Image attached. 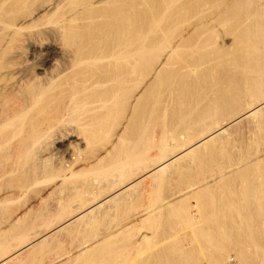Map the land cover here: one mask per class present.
Listing matches in <instances>:
<instances>
[{
	"label": "rangeland",
	"instance_id": "374dc122",
	"mask_svg": "<svg viewBox=\"0 0 264 264\" xmlns=\"http://www.w3.org/2000/svg\"><path fill=\"white\" fill-rule=\"evenodd\" d=\"M72 1L62 2V14H65V17L77 6H74ZM91 1L93 0L89 3ZM108 1L110 0H94L95 3H90L94 4L91 8H88V3L85 7L88 9L82 16L87 21L81 20L84 22L80 23L78 20V24L75 23L78 21L67 24L70 28H77V31L82 27L79 28V39L86 43L91 42V46L95 42L90 35L100 34L99 37H103V40L99 39L101 44L98 41V45L100 44L102 49H105L107 40L101 30L108 21L103 15L112 8ZM112 1L109 4H112ZM131 1V5L136 2L132 5V15L135 18H132L133 36L137 35V32L139 35L134 36L139 38L138 40H132L134 63L140 60V55L146 59L140 62L142 67L135 71L133 78L131 77L130 95L133 98L131 97L129 103L131 108L125 110L126 112L129 109L128 113L121 111L120 115H116L118 117L114 115L108 119L103 116L105 111H100L98 116L95 114L94 121L90 113V117L88 114L77 113L69 118L68 126L80 128L85 139V145L81 146L78 152L79 166L75 169L81 171L64 180L61 175L71 172L52 168V173L47 171L45 180L28 196L25 191L21 195L19 186L28 178L25 170L28 167L27 155L22 151H25L22 146L28 139L29 132L35 128H45L44 120L58 115L69 104L67 96H55L61 86V80H58V86L56 81V85L50 88L52 93L49 90L51 94H47L42 100L46 102L39 103V106L32 108L27 114L22 123V132L9 140L8 150L13 153H5L6 157L10 155L7 158L11 163L6 170L5 186L11 191L7 202L2 201L0 195V251H4L3 254L10 251V255L17 252V247H24L21 244H30L31 236H37V239L31 245L33 248H26L15 259L5 264H54L56 253L65 260L61 258L60 264H264V111L258 117L243 118L225 127L228 130L224 135L222 133L221 137L219 135V139L217 137L218 143L216 140L214 145L209 142L211 146L207 144V148H199L197 155H191L194 159L189 156L183 157L185 160L181 158L175 161L176 164H171L163 175L147 177L145 180L138 176L139 172L146 168L145 165L149 169L156 167L155 161L158 160L155 159L161 154L162 146L175 152L187 141L192 140L195 143L199 133L203 134V131L206 132L209 127L215 125L214 123L219 121L226 126L230 119H237L246 112L247 106L257 102V97L258 100L264 99V32L261 31L264 29V0ZM55 17V20L59 18ZM93 18L98 20L97 26L93 23ZM97 29H101V32ZM261 33L262 36L259 35ZM86 37L93 40H87ZM0 38V49H3L9 37L4 35ZM86 43L84 46L82 43V47L86 48ZM73 44L75 47L78 43ZM87 66L83 65V68L86 69ZM90 66L86 70H90ZM81 80L80 83L83 81ZM106 89L101 88L104 91ZM108 90L105 93L110 91ZM53 92H56L55 95ZM78 99L82 104L85 95L79 96ZM40 104L46 108L45 111L48 110L49 119L47 113L39 112V108L43 109ZM83 105L84 103L80 112L85 113L89 107ZM110 105L112 110L115 108L113 111H119V105ZM213 111L218 112L215 115ZM86 123L92 124L84 127ZM111 157L118 161L114 163V172L111 171L110 165L108 166ZM140 161L143 169L139 168ZM132 167L133 170L137 168L135 172L139 169V172L136 174L133 171V174L130 171ZM126 170L130 171V174L132 172V176L137 175V180L142 183L136 181V186L126 192L127 196H124V193V197L120 195L112 200V204L107 203L109 210L104 208L107 206L105 204L100 210L97 209L96 214H93L94 211L82 221L73 222L75 220L68 218L69 221L66 222L67 215L62 208L63 205H68V198L72 201H76L78 197L79 200L84 196L90 198L93 188L119 180V175L121 177ZM53 173L55 175H52ZM0 176L1 188L2 169ZM76 186L79 190L75 189ZM78 191L84 194L76 195L79 194ZM28 197H33L34 200L27 202L25 213L21 211L24 218L17 221L15 217L7 214L6 208L17 207L19 203L24 207ZM71 204L74 205L73 202ZM12 208L8 211H14ZM92 215L97 217L91 218ZM61 217V222L65 220L63 226L55 227V230L50 228L53 230L47 233L45 225L60 224ZM86 221H89L91 227ZM43 227L45 230H42ZM36 230L40 231L39 234L47 235L38 236ZM68 231H75L78 236L81 232L82 235L76 240L77 244L88 242L90 239V247L85 250L92 246L95 248L77 258V249L70 248L72 253L69 254L72 255L66 258L65 252L70 247L66 236ZM26 233L27 235H24ZM20 237L22 242L29 240L28 243H21ZM144 237L148 238V243ZM208 240L211 243H208Z\"/></svg>",
	"mask_w": 264,
	"mask_h": 264
},
{
	"label": "bare ground",
	"instance_id": "6f19581e",
	"mask_svg": "<svg viewBox=\"0 0 264 264\" xmlns=\"http://www.w3.org/2000/svg\"><path fill=\"white\" fill-rule=\"evenodd\" d=\"M73 1L75 3L74 6H76V5L77 6L74 9L72 8L73 9L72 11L70 10V14L68 17H65V14H62V8L64 7L63 6L64 4L62 3L63 0H0V37H2L4 35L9 37L7 44L4 45L5 47H3V49L2 48L0 49V170L2 169V184H1V188H0V195H2V201H4V202H7L8 199H10L9 196H10V191H11L8 186H5V181L7 179L6 170L11 164L9 159L7 158L10 155H7V157H6V154L12 152L10 149L8 150V148L10 147L8 145L9 140H11L14 135L22 132V123H23L25 117L27 116V114H29V112L32 110V108H35L39 103L46 102V101H42V100L44 99V97L47 94L52 93V90H50V88L53 87V85H56L58 83V80L62 81L61 86H59L60 89L59 88L57 89V87H56L57 93L53 92V94L55 95V93H56L55 96L57 98H59V97L65 98L67 96L69 98V104L67 105V108L61 110V112L58 115L52 116L53 115L52 114L51 115L52 117L50 119H49L50 116L48 117V113H49L48 110L45 111L46 108H44V106H42V104H40V106L43 107V109L39 108L40 109L39 112L40 113H44V112L47 113L46 116L48 117L49 120H46L47 118L46 119L44 118L45 119L44 121L46 122V124L45 125L43 124V125L45 128L40 129V130L35 128V130L29 132V134H28L29 137L25 141L24 145L22 146L23 148H25V151L24 150H22V151L24 153L26 152V155H27L26 156V164L28 167L26 166L27 169H25V170L28 173V178L22 182L23 183L22 186L21 185L19 186V187H21L20 190H22L21 195H23V191H25L27 194L26 196H28L32 192V190L34 188H36V186H38V184L40 182H43L45 180L44 178L47 176L46 172L47 171L51 172L52 168L57 169L59 171L60 170L70 171L71 174H66L65 172L64 173L62 172L63 174L61 176L64 180H67V179H70L71 177H74V175L76 173H79L81 171V170L76 171L75 169L79 166L78 152H80V147L85 145V139L82 136L83 131H80V128H73V127L68 126V121H69L70 117L74 116L77 113L81 114V115H85V114L90 113V114H92L90 116L93 117L92 120L94 121L95 114L98 116V114H97L98 112H100V111L104 112L105 111L103 116L105 115L108 119H110L114 115L115 116L120 115L121 111L125 112V110L128 107L131 108L130 107L131 104H129V103H131L130 101L132 100L131 97L133 98V96L130 95L131 79L133 78L132 76H134L133 74L136 73L135 71H137L138 68L140 69L142 67V66H140V62L142 63V61L145 58L144 56L140 55L139 56L140 60H138V61H136V63H134V54H133L132 42L139 39V38L138 39L135 38L138 35V32H137V35H134L135 37L133 36V27L134 26H133L132 18L134 16L132 15V11H133L132 5L136 4V2L133 0L134 4L132 3V5H131V2H132L131 0H113L114 2L112 1V4H109V3H111L110 2L111 0L108 1L109 2L108 5H112V8L110 7L109 11L107 13L105 11H103L106 13V15L104 14L103 17L106 16L107 18L106 17L105 18H106V20L108 19V21H107V25L106 26L103 25L104 28L102 30L100 29L101 31L104 32V34L106 36L105 39L107 40L106 44L104 42V44L106 45L105 49L104 48L102 49L99 46L101 44L100 40H103V37H102V39H100L101 38V37H99L100 34L97 33L98 31H100L99 29H97L98 31L96 32L98 35L94 34V33H92L93 35H90L91 33L89 34L91 37H93L94 40L91 38L93 40V42H95L91 46V42L87 41V43H86V41L79 39L81 37V35H79V31L81 29L79 30V28H82V27H79L78 31H77L76 30L77 28H70L71 26L67 25L70 22H75L78 20L80 21V23L87 21L82 16H84V14L86 12L85 10H87L89 7L91 8V6L94 5V4L93 5L90 4L91 2L95 3L94 0L91 1L90 3H89L90 0H73ZM73 1H72V3H73ZM88 3L90 4V6H88V8H85V7H87L86 5H89ZM56 14H58L57 16L59 18L55 20V19H53V17H55ZM66 14H68V13H66ZM262 14L264 15L263 8H262ZM95 15L96 14H93V16H95ZM136 16H137V14H136ZM63 17H65V18H63ZM96 17H98V16H96ZM133 19H135V18H133ZM81 20H84V21L82 22ZM96 20L97 19H94L93 23L95 22V24H96V22L98 21V20L97 21ZM79 21L75 22V23L78 24ZM87 24H89V23H87ZM85 25H86V23H85ZM97 25L98 24H96V26ZM262 26L264 27V25H262ZM74 27H76V25ZM99 27H100V25H99ZM263 27H261V28H263ZM93 29H95V28H93ZM83 30H84V28H83ZM83 30H82V32H83ZM95 30H93V32H95ZM261 31L264 32V29ZM262 33L259 35L262 36L263 35ZM80 34H81V31H80ZM90 36H89V38H90ZM91 39L87 38V40H91ZM83 41L86 43L87 47L90 46V48L87 49L86 45H85L86 48L82 47V43H83V46L85 44ZM98 41L100 42L99 45H98ZM262 41H264V40H262ZM73 42L78 43V44H76L77 46L74 47ZM88 43H90V45ZM104 44H103V46H104ZM101 47H102V45H101ZM138 64L140 67L137 66ZM83 65H85V67H86V65H88V66L91 65L90 70H86L87 68H89L88 66L86 69H84L85 67L83 68ZM141 65H144V64H141ZM91 67L93 69H91ZM174 69H175V67H174ZM178 69H179V67H178ZM183 69H184V67H183ZM84 74H86V75H84ZM83 76H86L87 78L86 77L84 78ZM80 77H82L81 79L83 80L82 81L81 79H79L82 81L81 83L78 80V78H80ZM55 82H56V84H55ZM183 83H182V85H183ZM186 83L187 82H185V84ZM259 84H261V83H259ZM57 86H58V84H57ZM101 88L102 89L108 88L110 91L108 89H106L109 92L105 93L106 90L105 91L101 90ZM49 90L51 91V93L48 92ZM184 90H186V89H184ZM83 94L85 95V99L82 100V104L84 103V105H87L89 107L88 111H86L85 113L83 112L84 114L82 112H80L82 109V107H81L82 104L80 101H78L79 100L78 97L83 95ZM252 95H254V94L252 93ZM255 101H256V99H255ZM112 103L119 105L118 106L119 111H117V110L113 111L115 108L112 110L113 107L110 105ZM109 105H110V107H109ZM247 107H246L247 110L245 109L246 112L243 115L239 116L237 119L235 118L234 120L230 119V121L227 123L226 126L223 124V122L220 123L218 121L222 117L219 118L217 120L219 123L218 122L214 123L215 125L212 126L211 128L209 127V129L206 132L203 131V134H201V133H199L200 135L198 134L199 135V136H197L198 138L196 137L197 141L194 139V141H196L195 143L192 142V140H191V142L190 141H187V143L184 142L185 145L179 146L177 148L178 150L175 152L170 151L168 149V147H166V146H162V150H160L161 154H159V157L157 159H155V160H158V162L155 161L156 164L152 162L153 165L154 164L156 165V167L153 166L152 168L149 169V168H147L148 166L145 165L146 168L143 169L144 166H141V161H140L139 162V165H140L139 168L143 169V170L141 172H139V169L137 170L139 172L138 176L140 177V179L145 180L147 177H152V176L156 177L159 175H163L164 173L167 172L169 166L171 164L175 163V161H178L181 158L183 160L184 159L183 157L189 158V156L191 157V155H195V154L197 155L196 151H199L198 150L199 148L206 146L209 142H210V144H212V142H213V145H214V142L217 140V137L219 135L221 137L222 133L224 135V132H226L228 130V129L226 130L225 127L230 126L233 123L235 124V122L240 121L243 118L258 117L259 114L263 113L262 111H264L263 110L264 109V99L261 98L260 100H258V97H257V102L251 103ZM213 112L215 113V111H213ZM216 113H215V115H216ZM239 115H240V113H239ZM88 116H89V114H88ZM116 117H118V116H116ZM96 118H98V117H96ZM91 124L86 123L83 126L86 127V126L91 125ZM37 127H39V126H37ZM227 134H229V133H227ZM121 137H122V135H121ZM164 137H166V135H164ZM220 137H218V139ZM120 138H118V139H120ZM222 138H223V136H222ZM163 140H162V142H163ZM212 140H214V141H212ZM218 141L219 140H217V143H218ZM160 144H162V143H160ZM163 145H165V143ZM209 146H211V145H209ZM13 148H15V147H13ZM206 148H207V146H206ZM222 149H223V147H222ZM8 151H11V152H8ZM127 153L129 154V152H127ZM126 158H128V157L126 156ZM191 158L194 159L195 157L193 158V156H192ZM115 161H117L115 159V157H111L109 159V163H108V166L110 165V169L113 172L116 171L115 164H114ZM50 162H51V164H50ZM136 164H138V163H136ZM136 164H135V166H136ZM52 165H54V166H52ZM133 165L129 164V166H133ZM139 165H137V166H139ZM147 165H149V164H147ZM135 166H133V167H135ZM126 167H128V166L126 165ZM133 167H132V170H130V171L135 172V170L137 168L135 170H133L134 169ZM245 167H243V169ZM110 169L108 171H110ZM122 169L120 171H122ZM124 169H128V168L124 167ZM129 169H131V168H129ZM57 170H55V171L59 172ZM126 171L125 172L127 174L124 173L121 175V177L119 175V178H120L119 180L109 181V183L106 182V184H104L101 187L97 186L96 188H93V191L91 192V195H90L91 197L89 198V196L88 197L86 196L88 199H86V197L84 196V198H81V200H79L78 199L79 197H78L77 199L79 201L77 202V199H76V201L75 200L72 201L70 198H68V200H67L68 205H65V206L63 205V208H62V209H64V213H66V215L68 216V217L64 216L66 219V222L68 223L69 220H75L73 222L82 221L83 218H85V217L88 218V215H91L92 212L95 211V213H93V214H96L97 209L100 210L99 208L104 207L105 204L108 207L105 205L106 207H104V208L108 209L109 204H107V203H111L112 200L117 199L118 196L119 197H120V195L123 196L124 193H125L124 196H127L128 195L127 193L130 191V189H133V187L136 186L135 183H136V181H138L137 178H139V177L137 175L132 176V172L130 174L129 173L130 171H128V170H126ZM137 171L135 172L136 174L138 173ZM146 171H148V172H146ZM113 172H112V174H113ZM134 172H133V174H134ZM144 173H146V174H144ZM48 175L51 176L50 174H48ZM52 175H55V174L53 173ZM56 175H58V174H56ZM69 175H70V177H68ZM0 178H1V176H0ZM47 179H48V177H47ZM138 182H137V185H138ZM139 183L141 184L142 182H139ZM196 185H198V184H196ZM257 186H259V185H257ZM77 187L78 186L75 187L76 190L78 189ZM139 191H141V190H139ZM142 191H143V189H142ZM78 193L79 194H76V195H83L84 194V193L81 194L79 191H78ZM144 195H145V193H144ZM194 195H196V193H194ZM69 197H70V195H69ZM123 197L121 198L122 200L124 199ZM28 198H29V200H28ZM28 198H27L28 201H25V204H24L25 206L24 207L22 206L23 208L21 207V205L19 203L20 207H19V205H17V207L15 206L14 208L11 207L12 210L14 209V211H12V212H10L11 210L8 211V209H11V208H6L7 210L5 209V211H7V214L9 213V216L11 215L12 217H15V219H17V221H20V219H22V217H23L22 212L24 211V209L26 208L28 203H31L30 201L34 200L33 197H28ZM131 200H132V197H131ZM71 202H73L74 205H72ZM108 210H106V211H108ZM111 210H112V208L110 209V211ZM157 210H159V208ZM27 212H29V211H27ZM148 212L149 211H147V213ZM156 212H158V211H156ZM2 213L5 214V212H2ZM23 213H25V211ZM154 214H155V212H154ZM97 215H98V213H97ZM97 215H96V217H97ZM26 216H27V214H26ZM148 216H150V214ZM92 217L96 218L95 215H92L91 218ZM68 218H69V220H68ZM57 219H59V218H57ZM61 220H62V217L60 219V224L56 223L57 226H55L56 224L52 225L51 224L52 221L50 222L51 226L45 225V226H47V227H45L43 225L46 228V230L44 229V227L42 230H45L47 233H49L50 231L53 230V229L51 230L50 228H54V230H55L57 227L63 226L65 220H64V222H61ZM150 220H148V221H150ZM57 222H59V220ZM87 223H89V221ZM87 223H86V225H87ZM69 225H71V224H69ZM88 225H90V227H91L90 223ZM48 226H49V228H48ZM136 229H138V228H136ZM39 230L42 231L41 229H39ZM40 231H37V233L39 234ZM45 231H43V232H45ZM34 233H36V232H34ZM47 233L46 234L41 233V234L47 235ZM57 233H58V231H57ZM67 233L68 234L67 235L65 234V235L68 236L67 240H69V242H67V243H68V246H70L69 249L70 248H72V250L77 249L76 252L79 253V255H77L76 258L84 256L87 251L95 248L94 246H92L90 249L85 250V249L90 247V246H88V243H91V242H89L90 239L88 240V242H84V243L82 242V240H80V242H82V243L77 244L76 240H77V238L80 237V235H82L81 232H80V234L78 233L79 236L76 235L77 232L75 233V231L74 232L68 231ZM41 234H39L38 236H40ZM24 235H27V233ZM24 238H25V236L23 237V239ZM26 238H27V236H26ZM39 238H38V240H39ZM129 238H131V237H129ZM144 238L146 239L147 237H144ZM144 238L142 240L145 242ZM31 239H32V241L33 240L34 241L33 242L29 241ZM36 239H37V236H36V238H34V236H31V238L28 240L31 243L28 245L21 244L22 246L24 245V247H21V245H20L21 249H19L16 245H14L17 247L18 250L15 253H12V254L10 253V255H9L10 251H8V252L5 251L6 252L5 254H3L4 251L3 252L0 251V264H5L6 262L15 259V257L18 254H20V252H22L26 248L30 247L31 245H33L35 243ZM147 239H146V243L149 242V240H147ZM190 239H191V237H190ZM20 240H21V243L24 242V241L22 242L21 237H20ZM56 240H54V241H56ZM86 240H87V238H86ZM28 241L27 242L25 241L24 243H28ZM78 241H79V239H78ZM95 242H96V240H95ZM213 242H215V241H213ZM192 243H194V240ZM208 243H211V242H209V240H208ZM57 244H59V243H57ZM65 245H66V242H65ZM59 246H60V244H59ZM28 249L26 251H28ZM68 250H67V252H65V255L63 254L64 256H66V258H69L68 255H70V256L72 255V254H69L70 252L72 253V250L70 249L69 252H68ZM82 251H85V252H82ZM141 251H143V250H141ZM63 252H64V249H63ZM73 252L75 253V251H73ZM55 255H54L55 257L53 258L54 264H60V261L63 258L60 257L61 255H59V254L57 255V253ZM74 255H76V254H74ZM91 259H92V257H91ZM76 260H79V259H76ZM74 261H75V259H74ZM67 262L69 263V261H67Z\"/></svg>",
	"mask_w": 264,
	"mask_h": 264
}]
</instances>
